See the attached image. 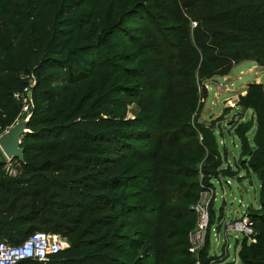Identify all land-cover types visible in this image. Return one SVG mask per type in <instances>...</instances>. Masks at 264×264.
<instances>
[{"label":"trees","instance_id":"obj_1","mask_svg":"<svg viewBox=\"0 0 264 264\" xmlns=\"http://www.w3.org/2000/svg\"><path fill=\"white\" fill-rule=\"evenodd\" d=\"M145 1L0 0L1 130L23 119L14 95L34 82L25 160L11 161L15 175L0 162V243L44 231L69 244L49 262L19 264H195L193 206L207 189L199 165L208 185L212 173L234 171L222 169L214 130L192 127L193 100L177 79L227 75L246 60L264 65V0L221 1L214 13L206 0L183 4L194 7V45L169 39L177 27L142 26L136 17L153 13ZM114 3L132 8L111 21ZM181 61L187 74L174 68ZM133 104L140 112L129 119ZM238 106L252 113L236 130L241 166L264 191V86L251 83ZM255 232L258 243L261 224ZM209 245L210 236L202 252Z\"/></svg>","mask_w":264,"mask_h":264},{"label":"rangeland","instance_id":"obj_2","mask_svg":"<svg viewBox=\"0 0 264 264\" xmlns=\"http://www.w3.org/2000/svg\"><path fill=\"white\" fill-rule=\"evenodd\" d=\"M206 1H208L209 5L206 6L208 9H205L204 11L214 13L217 10L214 6L225 0ZM145 2L144 4L146 8H153V13L151 12L152 18L155 14L157 15V18L152 20L149 14H146V16H137L136 20L140 18L139 21L144 18L142 26H145L147 30L150 31L153 30V25L156 23L177 27L178 29L175 31L169 32V39L177 44L190 42V44L194 45V31L197 30L198 26V23L194 21V7L186 8L185 6H182L183 4H193L194 0H163L165 5L164 8H167V12L163 13H160L162 12L160 9H156L157 0H147ZM131 8L132 4L131 6L128 4H121L118 6L114 3L108 7L107 14L108 16H113L111 21H117L125 10H130ZM178 17L179 19L177 20L176 18ZM161 18L167 19L161 20ZM172 20L174 22L171 23ZM151 22H153V25ZM127 26L130 27V25ZM155 26L157 27V25ZM143 43L145 46H149L150 44H153V41L145 39ZM179 64L180 65L175 66L174 68H176L177 71L182 70V72H185L184 74H187L186 71H183L184 63L181 61ZM250 68L254 73L253 81L251 83L262 84L264 86V65L257 63L255 60H246L239 64H233L232 69L227 75H216L212 78L202 79L197 73L195 80L193 75L192 78L180 77L177 79L181 87L179 91L188 95L193 100L191 110L192 117L190 122L192 127L199 125L205 126V130H214L222 162L224 164L222 169L230 167L231 170L234 171L231 173L234 174L231 177L230 175L226 176L221 173L219 176L212 173L211 185H208L207 182L210 178L202 174L204 160H202L199 165L201 175L198 180L199 182H204L202 184L207 186L206 188L209 192L208 211L209 215H211V212L213 211L214 222L216 224L211 230V233L210 228L208 229L204 246L194 253L190 252L194 255L195 264H198V262H200V264H243L241 260L242 256L245 257L246 263H264V236L258 241V243L256 242L257 244L255 246L247 247L246 243L250 242L248 237L239 233L235 229H228L226 224L227 222H238L243 216H245L249 218L254 226L253 234L255 238L257 235L255 232V223H257V225L261 224L264 229V221L261 220V216L264 215L263 186L252 172H246L241 166V142L236 135L238 125L248 122L252 116L250 111H246L238 106L240 96L245 94V92L242 93V91H246L251 84L240 86L249 80L248 73ZM241 72H244L245 74ZM194 88L195 91H197V110L195 113ZM186 101L190 102V99L186 98ZM139 112L140 109L138 105L133 104L129 106L127 116L129 119H134L138 117ZM24 119L25 118L21 120ZM6 131L7 130L3 131L0 129V136ZM252 132L253 129L250 130L247 135L249 138L251 137ZM199 141L204 142L203 136H199ZM0 162H5L3 169L8 170V159L1 149ZM238 166H241V168H238ZM196 215L198 216L197 212ZM251 215L255 217V221L250 217ZM196 235L197 233L194 232V236ZM208 236H210V245L202 252L206 247ZM244 241H246V243H244ZM185 262L186 260L184 259L177 262H171V264H183Z\"/></svg>","mask_w":264,"mask_h":264},{"label":"built area","instance_id":"obj_3","mask_svg":"<svg viewBox=\"0 0 264 264\" xmlns=\"http://www.w3.org/2000/svg\"><path fill=\"white\" fill-rule=\"evenodd\" d=\"M34 79V78H33ZM34 82L24 90L23 94H15L14 98L21 102V114L23 118L32 116L33 100L31 97V88ZM9 168L7 172L15 175L11 161L8 160ZM207 189L201 192L199 200L193 209L198 213L197 226L191 235L190 252L194 253L204 246L208 229L210 228V217L208 211ZM244 217V218H243ZM238 222H227V228L236 230L248 237L251 243H256L253 231L254 226L249 218L243 216ZM215 231V230H214ZM194 232L197 233L194 236ZM69 244L65 238L58 234H52L44 231L32 233L26 240L19 245H8L0 243V264H19L23 261L34 260L38 262H49L50 259L59 252L67 249ZM200 264V262H198Z\"/></svg>","mask_w":264,"mask_h":264},{"label":"water","instance_id":"obj_4","mask_svg":"<svg viewBox=\"0 0 264 264\" xmlns=\"http://www.w3.org/2000/svg\"><path fill=\"white\" fill-rule=\"evenodd\" d=\"M31 117L17 122L0 136V149L9 161L24 162V149L21 147L22 138L28 132V123Z\"/></svg>","mask_w":264,"mask_h":264},{"label":"crops","instance_id":"obj_5","mask_svg":"<svg viewBox=\"0 0 264 264\" xmlns=\"http://www.w3.org/2000/svg\"><path fill=\"white\" fill-rule=\"evenodd\" d=\"M241 73H244V72H241ZM244 74H245V73H244ZM248 74H249V78H248L249 80H248L247 82L241 84L240 86H242V85H248V84H250V83L253 81L252 79H253L254 73H253V70H252L251 68L249 69V73H248ZM240 86H239V87H240ZM243 92H245V90L242 91V93H243Z\"/></svg>","mask_w":264,"mask_h":264}]
</instances>
